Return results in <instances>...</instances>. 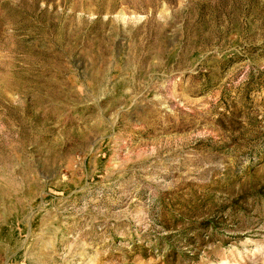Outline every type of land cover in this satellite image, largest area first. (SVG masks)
I'll list each match as a JSON object with an SVG mask.
<instances>
[{"label": "rangeland", "instance_id": "1", "mask_svg": "<svg viewBox=\"0 0 264 264\" xmlns=\"http://www.w3.org/2000/svg\"><path fill=\"white\" fill-rule=\"evenodd\" d=\"M0 264H264V0H0Z\"/></svg>", "mask_w": 264, "mask_h": 264}]
</instances>
